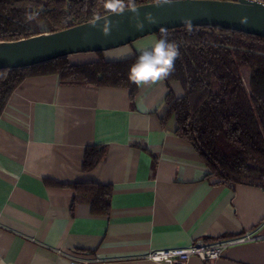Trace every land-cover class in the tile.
Here are the masks:
<instances>
[{
  "label": "crops",
  "instance_id": "1",
  "mask_svg": "<svg viewBox=\"0 0 264 264\" xmlns=\"http://www.w3.org/2000/svg\"><path fill=\"white\" fill-rule=\"evenodd\" d=\"M157 36L67 55L70 64L118 60ZM170 88L183 94L178 81ZM165 82L129 90L59 84L57 74L25 78L0 114V264H166L149 251L250 234L216 260L181 264H264V188L211 176L194 147L161 122ZM102 159L81 169L84 148ZM75 182L112 188L108 215L85 201L71 207Z\"/></svg>",
  "mask_w": 264,
  "mask_h": 264
},
{
  "label": "trees",
  "instance_id": "2",
  "mask_svg": "<svg viewBox=\"0 0 264 264\" xmlns=\"http://www.w3.org/2000/svg\"><path fill=\"white\" fill-rule=\"evenodd\" d=\"M148 1L152 0H133V5ZM107 12L102 0H0V40L44 32L38 22L46 31H55ZM166 30L181 55L164 81L168 91L161 122L173 118L175 134L194 147L207 168L206 177L264 188V36L205 26ZM154 34L159 37V31ZM137 55L118 60L99 56L77 64L62 55L29 66L0 68V114L21 81L47 74H57L63 85L125 87L133 105L138 86L129 81L128 70ZM171 81L180 83L182 95L173 93ZM104 152V145H87L81 169L94 168ZM69 186L75 190L71 207L85 201L92 213L109 214L110 185Z\"/></svg>",
  "mask_w": 264,
  "mask_h": 264
},
{
  "label": "water",
  "instance_id": "3",
  "mask_svg": "<svg viewBox=\"0 0 264 264\" xmlns=\"http://www.w3.org/2000/svg\"><path fill=\"white\" fill-rule=\"evenodd\" d=\"M139 15L125 8L55 31H44L15 40H0V68L29 66L62 55L97 52L125 45L138 37L178 26L225 28L264 36V3L249 0H172L157 5L156 0L133 5ZM151 13L155 23L144 14ZM111 21V34L103 35L100 25ZM144 23L143 31L135 24ZM186 21H190L187 24ZM97 26L94 27L93 25Z\"/></svg>",
  "mask_w": 264,
  "mask_h": 264
},
{
  "label": "clouds",
  "instance_id": "4",
  "mask_svg": "<svg viewBox=\"0 0 264 264\" xmlns=\"http://www.w3.org/2000/svg\"><path fill=\"white\" fill-rule=\"evenodd\" d=\"M172 0H156L157 5L171 3ZM103 7L112 14L119 15L128 8L134 16L139 15V9L133 6V0H102ZM145 19L149 23H155V18L151 13L144 14ZM31 19V16H29ZM190 24V21H186ZM94 27L97 25L94 24ZM144 23L138 21L135 24L136 30L143 31ZM111 21L106 20L100 25V31L103 35L111 34ZM179 45L169 39L166 29L161 28L159 37L155 39L149 46L141 48L136 56L135 61L128 70V79L138 87L157 85L165 81L175 71V62L180 57ZM219 253L210 251L208 257L210 260L218 259Z\"/></svg>",
  "mask_w": 264,
  "mask_h": 264
},
{
  "label": "built area",
  "instance_id": "5",
  "mask_svg": "<svg viewBox=\"0 0 264 264\" xmlns=\"http://www.w3.org/2000/svg\"><path fill=\"white\" fill-rule=\"evenodd\" d=\"M249 1H258L264 3V0ZM250 238V234H241L231 237H223L211 241L195 239L188 246L155 249L149 251L146 256L153 260L164 261L166 264H173L175 262L183 263V261H185L190 256H197L200 259L206 260L209 259L208 253L210 251L218 252L220 256L223 250L227 247L242 243Z\"/></svg>",
  "mask_w": 264,
  "mask_h": 264
},
{
  "label": "rangeland",
  "instance_id": "6",
  "mask_svg": "<svg viewBox=\"0 0 264 264\" xmlns=\"http://www.w3.org/2000/svg\"><path fill=\"white\" fill-rule=\"evenodd\" d=\"M40 29H42L43 31H46V28L44 27L42 22H38Z\"/></svg>",
  "mask_w": 264,
  "mask_h": 264
}]
</instances>
